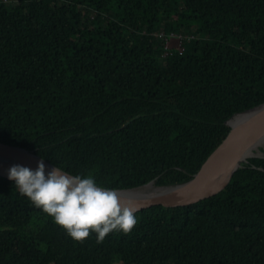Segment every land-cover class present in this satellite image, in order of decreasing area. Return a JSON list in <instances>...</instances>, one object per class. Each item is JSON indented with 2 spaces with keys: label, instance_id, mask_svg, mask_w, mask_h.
I'll use <instances>...</instances> for the list:
<instances>
[{
  "label": "trees",
  "instance_id": "16d2710c",
  "mask_svg": "<svg viewBox=\"0 0 264 264\" xmlns=\"http://www.w3.org/2000/svg\"><path fill=\"white\" fill-rule=\"evenodd\" d=\"M262 103L264 0H0V142L101 186L189 180ZM258 149L216 195L141 209L101 242L0 176V264H264Z\"/></svg>",
  "mask_w": 264,
  "mask_h": 264
},
{
  "label": "clouds",
  "instance_id": "9594fccd",
  "mask_svg": "<svg viewBox=\"0 0 264 264\" xmlns=\"http://www.w3.org/2000/svg\"><path fill=\"white\" fill-rule=\"evenodd\" d=\"M7 178L31 204L48 214L74 240L90 233L101 242L110 231L128 233L137 223V208L122 202L115 188L101 186L91 174L68 173L46 166L9 165Z\"/></svg>",
  "mask_w": 264,
  "mask_h": 264
},
{
  "label": "water",
  "instance_id": "95a60500",
  "mask_svg": "<svg viewBox=\"0 0 264 264\" xmlns=\"http://www.w3.org/2000/svg\"><path fill=\"white\" fill-rule=\"evenodd\" d=\"M225 123L229 126L227 134L189 180L173 186L155 187L149 192L136 190L151 185L152 181L139 187L115 189L119 199L130 206H135L139 211L153 205L164 207L189 205L219 193L226 187L242 162L249 157L260 156L255 150L249 153L254 144L264 138V103L232 115ZM40 159L46 166L54 165L25 148L0 142L2 177L7 178L6 170L13 163L34 168L36 161Z\"/></svg>",
  "mask_w": 264,
  "mask_h": 264
},
{
  "label": "built area",
  "instance_id": "2783aa9c",
  "mask_svg": "<svg viewBox=\"0 0 264 264\" xmlns=\"http://www.w3.org/2000/svg\"><path fill=\"white\" fill-rule=\"evenodd\" d=\"M153 35H156V36L158 35L159 37H164L166 39L165 46L167 48H173V49L178 50L180 52L183 51L181 34L170 33L169 35L165 36L163 32H153Z\"/></svg>",
  "mask_w": 264,
  "mask_h": 264
},
{
  "label": "bare ground",
  "instance_id": "6f19581e",
  "mask_svg": "<svg viewBox=\"0 0 264 264\" xmlns=\"http://www.w3.org/2000/svg\"><path fill=\"white\" fill-rule=\"evenodd\" d=\"M238 118H240V117H238ZM237 118V119H238ZM260 145H264V138L262 139V140H260V141H258V142H256L255 144H254V146H253V148H252V151L249 153V154H251V153H253V151L258 147V146H260ZM149 186V185H148ZM147 187V186H146ZM145 187V188H146ZM136 191H140V192H147V191H143V189L142 188H140V189H137Z\"/></svg>",
  "mask_w": 264,
  "mask_h": 264
},
{
  "label": "rangeland",
  "instance_id": "374dc122",
  "mask_svg": "<svg viewBox=\"0 0 264 264\" xmlns=\"http://www.w3.org/2000/svg\"><path fill=\"white\" fill-rule=\"evenodd\" d=\"M262 146H264V145H260V146H258V147H262ZM258 147L255 149V152H256L258 155H262L261 152L259 151ZM142 189H143V191H147V192H149V191H153V190H154V187H153L152 185H149V186H147L146 188L144 187V188H142Z\"/></svg>",
  "mask_w": 264,
  "mask_h": 264
}]
</instances>
